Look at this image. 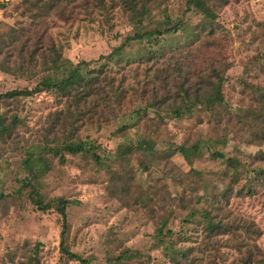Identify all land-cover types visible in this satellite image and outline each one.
Instances as JSON below:
<instances>
[{
    "label": "rangeland",
    "instance_id": "374dc122",
    "mask_svg": "<svg viewBox=\"0 0 264 264\" xmlns=\"http://www.w3.org/2000/svg\"><path fill=\"white\" fill-rule=\"evenodd\" d=\"M137 1L0 0V264H80L35 190L88 264H264V0Z\"/></svg>",
    "mask_w": 264,
    "mask_h": 264
},
{
    "label": "trees",
    "instance_id": "16d2710c",
    "mask_svg": "<svg viewBox=\"0 0 264 264\" xmlns=\"http://www.w3.org/2000/svg\"><path fill=\"white\" fill-rule=\"evenodd\" d=\"M128 1V5L130 7V9L135 12L133 18L134 19H142L145 15L148 14V8L145 5L139 6V2L137 0H127ZM194 2H198L199 0H192ZM180 28V24H175L174 26H170L164 29L161 28H156L153 29L151 31H146V32H136L134 35H129L126 37L125 41L120 45L115 47L112 52L107 56V58L109 59H113L115 58H120L124 47L127 45V43H129L131 40H135V39H143L145 37H153L156 35H162L164 33H170V32H177L178 29ZM87 78V73H83V70L81 68V65L78 64L77 67H73L70 69L68 76L62 78L61 80L55 79L53 77H46L43 79V85H45L48 88H52V89H57L59 91H66V89L70 86L75 84L78 81H82L84 79ZM214 90L212 91L211 94H209L208 98H206V102L208 103V106L213 105V103L216 100L217 95L220 93L221 91V80H218V82H216V84H214ZM16 93H21V91H11L8 92V95H13ZM184 97L188 100V102H191V99L189 97V93L187 91L184 92ZM218 98V97H217ZM208 99V100H207ZM204 100H198V103H201ZM195 147L197 148V145H195ZM179 152L182 153V155L189 157L190 151L188 150L187 147L185 146H180L179 148ZM62 150H65L67 152L70 153H74L77 152V149L74 148H58L56 146H48L46 148V152L51 153L52 155L55 156H61L62 157ZM99 159V158H98ZM228 161L230 162V165L234 168H236L235 170H237L238 168V163L236 160H234L233 158H229ZM25 168L28 169L27 172L29 173V175L31 176V178H36L40 172L38 170H35V166L38 165V167H41V171L42 173L44 171H47V169L49 168V164L47 161H45V159L42 157V154L39 158H35V154L33 152H30V157L28 158V160L25 161ZM31 183V182H30ZM31 199L34 202V204L43 211H46L50 208H56L57 211L61 214L62 219H63V231H62V241H61V246H62V251L68 255L69 257H73L76 260L80 261V264H88V260L78 256L72 252H70L66 246H65V235H66V231H67V227H68V220H67V206L69 205V200L65 199V198H58L56 200H52L50 202L45 203L42 199V197L40 196V194L38 193L37 190L33 191L31 194ZM54 205V206H53ZM223 224L221 222H214L213 220L209 221L208 224V228L211 231H214L215 229H222ZM162 229L160 230V233H162Z\"/></svg>",
    "mask_w": 264,
    "mask_h": 264
}]
</instances>
